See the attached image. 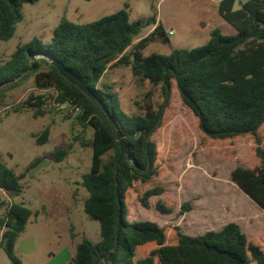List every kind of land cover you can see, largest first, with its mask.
<instances>
[{
  "label": "trees",
  "instance_id": "trees-1",
  "mask_svg": "<svg viewBox=\"0 0 264 264\" xmlns=\"http://www.w3.org/2000/svg\"><path fill=\"white\" fill-rule=\"evenodd\" d=\"M35 1L0 0V41L14 35L23 18V3ZM128 7L124 3L123 8L86 23L62 18L49 42L33 37L0 62V97L34 74L38 89L51 88L56 103L77 109L81 124L93 128L91 139L82 142L91 146L92 158L81 184L88 192L84 212L99 222L100 238L83 237L65 264H264V247L233 221L191 235L178 226L170 233V228L152 220H128L129 195L137 192V182L145 185L159 172L151 135L161 125L172 83L198 118L206 139L255 137L258 163L237 165L230 176L264 209V140L257 135L264 124V0H220L218 13L236 29L235 34H224L215 27L204 44L174 48L168 54L144 55L150 42H166L168 37L153 16L131 21ZM155 23L149 34L134 42L145 26ZM54 60L84 81L96 99L62 76ZM110 66H129L140 80L160 85L163 100L159 107L154 108L146 95L139 112H126L111 84L101 80ZM45 99L44 94H30L23 103L35 107L34 115H38L43 113ZM48 134L46 127L38 142L45 143ZM120 138L125 144L123 155ZM66 154V149L56 151L55 161ZM24 176L0 161V189L4 192L20 195ZM162 192L159 185L145 188L137 194V202L148 208L149 198ZM33 213L38 211L12 201L0 217V246L11 264H23L14 249Z\"/></svg>",
  "mask_w": 264,
  "mask_h": 264
},
{
  "label": "rangeland",
  "instance_id": "rangeland-1",
  "mask_svg": "<svg viewBox=\"0 0 264 264\" xmlns=\"http://www.w3.org/2000/svg\"><path fill=\"white\" fill-rule=\"evenodd\" d=\"M220 0H37L23 3V18L14 35L0 41V62L7 59L16 46L37 37L51 40L53 28L62 18L86 23L123 8L128 3L131 21L153 16L161 23L168 40L156 39L144 49L168 54L174 48H191L204 44L211 29L224 34L236 29L218 13ZM238 2L235 4V8ZM155 24L147 25L134 40L149 34ZM118 93L122 108L139 112L148 99L158 108L163 98L160 85H152L132 74L129 66H110L102 77ZM32 95L44 94L43 113L34 115V108L23 102ZM51 89H38L34 74L8 88L0 97V161L20 179L22 192L12 196L0 189V217L10 202L20 203L33 213L15 244V253L23 264H65L83 238L97 241L100 225L83 209L87 190L81 176L91 166L92 148L82 142L91 139L93 128L82 125L76 111L58 104ZM49 127L45 143L38 138ZM264 140V124L258 129ZM158 151V174L147 184L137 182V192L129 195L128 220H152L172 229L196 235L217 230L227 222L240 225L249 239L264 247V209H261L232 180L237 165L253 167L255 137L248 135L229 141H212L200 132L198 118L186 106L174 84H171L168 105L161 125L151 135ZM66 149L67 154L55 161L54 154ZM108 153L102 158H107ZM43 165L32 169L38 163ZM35 163V164H34ZM45 163V164H44ZM34 164V166H30ZM34 170V171H33ZM159 185L163 192L149 198V207L137 202L143 189ZM2 228H0V235ZM0 264H11L0 246Z\"/></svg>",
  "mask_w": 264,
  "mask_h": 264
},
{
  "label": "water",
  "instance_id": "water-1",
  "mask_svg": "<svg viewBox=\"0 0 264 264\" xmlns=\"http://www.w3.org/2000/svg\"><path fill=\"white\" fill-rule=\"evenodd\" d=\"M52 63L57 67L59 73L64 76L67 80H69L71 83L77 85L85 94H87L89 97L96 99L95 95L88 89V87L86 86L85 82L82 81L80 78H78L74 73H72L70 70H68L66 67H64V65L56 60L52 61ZM100 103V102H99ZM100 105L102 106V108L106 111V109L104 108V106L100 103ZM120 148H121V155H123L124 150H125V144H124V140L122 138H120ZM127 158L129 159L130 157L127 156ZM45 164V163H44ZM43 162L38 163L37 165H35L32 169H37L38 167L42 166ZM34 171V170H33ZM111 256V254H110Z\"/></svg>",
  "mask_w": 264,
  "mask_h": 264
},
{
  "label": "crops",
  "instance_id": "crops-1",
  "mask_svg": "<svg viewBox=\"0 0 264 264\" xmlns=\"http://www.w3.org/2000/svg\"><path fill=\"white\" fill-rule=\"evenodd\" d=\"M69 240H70V246H71V251H72V256H73V254H74V249H73V244H72V239H71V237H70V235H69Z\"/></svg>",
  "mask_w": 264,
  "mask_h": 264
},
{
  "label": "built area",
  "instance_id": "built-area-1",
  "mask_svg": "<svg viewBox=\"0 0 264 264\" xmlns=\"http://www.w3.org/2000/svg\"><path fill=\"white\" fill-rule=\"evenodd\" d=\"M75 111H77V109H75Z\"/></svg>",
  "mask_w": 264,
  "mask_h": 264
}]
</instances>
